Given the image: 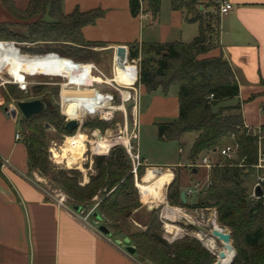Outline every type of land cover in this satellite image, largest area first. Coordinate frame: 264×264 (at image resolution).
<instances>
[{
    "label": "trees",
    "instance_id": "trees-1",
    "mask_svg": "<svg viewBox=\"0 0 264 264\" xmlns=\"http://www.w3.org/2000/svg\"><path fill=\"white\" fill-rule=\"evenodd\" d=\"M63 1L29 0L26 7L20 10L13 0H0L5 12L13 20L23 23L21 26L24 28L23 32H19L13 29L16 23H0V42H13L17 47L19 44L43 45V49L29 55L56 53L73 61L90 59L92 53L88 48L105 45L85 41L82 31L87 26H93L104 13L100 9L86 12L74 9L70 14H64ZM161 1L128 0L129 13L132 18L138 17L144 4V12L155 18L160 12ZM202 1L170 0L172 10L182 12L187 23L197 24V36L191 42L133 43L128 45V56L131 59L141 58L138 84L145 95L159 90L166 96L169 88L177 89L176 119L155 124L159 141L182 144L184 135H192L187 160L196 162L203 155L214 153L233 137L238 145L239 158H245L243 167H239L236 161L217 159L211 171V186L193 204L188 199L185 204L182 203L180 193L184 189H179L172 181L166 194L169 204L189 211L214 209L217 222L228 229L234 249L229 264H264V197L252 198V182L248 184L253 176L250 166L255 162L257 139L245 134L240 103L224 105L238 98V84L229 64L221 56L205 57L214 49L213 43L216 45L217 42L219 13L216 3L206 5L211 8L210 11H202ZM33 90L35 99L45 102L46 110L22 122L27 128L22 140L27 150L30 173L50 178L65 195L67 203L82 212L91 208V202L96 197L98 203L93 212L105 221L108 229L115 234H123V238L134 248L135 258L141 263H215V256L192 237L185 236L168 244L161 237L154 217H151L146 231L131 227L133 223L128 222L140 204L133 167L121 146L112 147L107 156L93 158L95 175L90 176L86 184L78 182L80 173L76 170H56L46 155L44 129L49 126L65 136H71L75 131L64 129L65 117L53 104L58 98L57 86L50 89L39 85ZM5 91L15 100L23 99L18 96L22 93L13 85L5 87ZM63 113L68 115V107H64ZM98 126L95 120H86L82 124L87 129ZM260 133L264 144V126L260 127ZM140 163L136 168V180L142 176L141 158ZM189 170L193 176V169Z\"/></svg>",
    "mask_w": 264,
    "mask_h": 264
},
{
    "label": "crops",
    "instance_id": "crops-1",
    "mask_svg": "<svg viewBox=\"0 0 264 264\" xmlns=\"http://www.w3.org/2000/svg\"><path fill=\"white\" fill-rule=\"evenodd\" d=\"M28 1L13 0V3L23 10ZM218 1L214 0L216 4ZM225 1L231 4L232 9L219 17L216 48L205 57L221 56L229 64L238 84L239 96L227 101V104L233 106L239 102L244 125L260 129L264 126V0ZM0 8L5 11L2 6ZM74 9L80 12L94 9L103 11V17L82 32L85 41L105 45L100 50L109 51L112 64L117 46L128 48L133 43L175 41L189 43L198 33L197 24L187 23L182 12L172 10L170 5L165 7L162 1L155 18L149 12H144V4L141 14L132 18L128 0L63 1L64 14H70ZM3 22L10 23L5 18L0 19V23ZM186 39L191 40L185 42ZM11 48L13 51L7 54L13 60L14 67L8 64L12 72L10 76H17L21 72L53 75L56 69L62 73L69 71H65L70 66L67 59L24 56L16 47ZM4 53L0 51L1 56ZM37 59L44 63L45 68L40 71L32 67ZM25 66L29 71L23 69ZM72 66H75L73 62ZM2 69H5L4 65ZM171 88L166 96L159 90L145 95L143 90L142 96L147 97L148 104L145 106L146 113L140 114V118L149 116L150 121L161 118L162 115H155L154 111L162 106L171 109V118L176 119L177 92L173 91L169 98ZM4 108L0 105V161H7V166L0 168V264H144L126 252V247L131 245L125 238H117L112 232L110 236H105L98 231L103 221L99 216L95 217L97 213L92 211L87 221L83 222L89 211H75L78 207L68 203L59 205L46 193L38 183L37 174L28 170L23 138L20 141L14 139L15 134L19 133L16 115L4 112ZM7 109L9 113L14 111L9 107ZM156 123L162 122H153L154 126ZM141 160L142 165L148 167L145 160ZM94 200L96 205L98 199L95 197ZM140 209L134 211L131 218L136 226L140 224V218L136 217Z\"/></svg>",
    "mask_w": 264,
    "mask_h": 264
},
{
    "label": "rangeland",
    "instance_id": "rangeland-1",
    "mask_svg": "<svg viewBox=\"0 0 264 264\" xmlns=\"http://www.w3.org/2000/svg\"><path fill=\"white\" fill-rule=\"evenodd\" d=\"M163 5L165 7H169L170 3L169 0H162ZM215 3L214 0H203L201 3V10L207 11L208 8L206 7L207 4L211 5ZM19 5V4H18ZM17 6V5H16ZM21 7L20 5L18 6ZM209 11V10H208ZM5 18L10 23H16L15 27L13 28L16 31L23 32L24 28L21 26L23 23L17 22L16 20H13L5 11H3L0 8V19ZM191 39H186L185 42H189ZM6 47L11 48L10 44H4ZM19 48H24L26 51L21 52L22 55L25 54H32L33 51L38 49H43V45H32V44H19ZM17 47V49H18ZM214 49L216 48V45L213 43ZM212 47V49H213ZM102 47H90L88 50L92 53V57L90 59L84 58L81 61H74L76 63H91L94 64L97 69H99L107 78L112 77V57L108 50H100ZM19 50V49H18ZM87 57V56H86ZM141 59V58H140ZM70 61V59H67ZM87 60V61H84ZM141 61V60H140ZM139 61V63H140ZM15 63V61H14ZM70 66L65 69L69 70L65 73L70 74L73 76L72 78L76 79V81H80V74L79 69L77 66H72V61H70ZM139 65V64H138ZM26 67V66H25ZM26 69L29 71V69ZM118 75L120 76L121 71L117 69ZM92 75H95L93 72H89ZM59 74V73H55ZM9 75H12L10 72H7L6 69L3 70L2 75H0V105L6 108L13 109L17 118V125L16 129L19 132L20 136L22 138H25L27 133V128L25 125H22V122L24 120L23 116L19 113L16 103L18 101H30L35 100L36 93L33 90V87L39 86V85H45L48 86L50 89L55 88L57 85L56 83L61 82L60 79L56 78H49L45 76H35V77H28L29 87H28V93L27 94H18L19 97L23 98L21 100H15L12 97L8 96V94L5 91V87L12 86L7 83L9 81L10 77ZM95 88H98L100 91L104 92H112V90L107 87L106 85H99ZM177 92V89L172 87L171 91L168 95V97H172L173 91ZM129 94L132 98L135 100L136 108L133 109L134 102L129 101L128 103H125V118H126V133L128 138L130 139V145L136 150L138 154H140L141 158L145 160V164L148 167H141L142 176L139 180H136V174L134 176V183L135 188L137 192V200L140 204V211L139 214H137V218H140V224L136 226H131L133 229L135 227H138L141 231H146V226L148 227L151 223V217L156 218L157 224L160 228L159 233L161 234V237L163 235L162 230V220H161V213L163 211V208L165 207V202L171 206L166 198L167 194V187L168 184L163 189V195L164 199L162 202L154 201L151 203H143L141 201L140 193L138 190L137 185L142 183V178L146 173L147 169H161V172L169 171L172 174V181H175V186L179 187V189H185L190 184L193 183L195 180L202 181L203 174L201 172H198V174L191 176L190 174V165L195 164L194 162H189L187 160V156L192 144V135H184L182 138V144H179L177 142H164L159 141L157 139L156 135V128L153 124V122H170L172 120L171 118V109L164 108L162 106L156 107V111H154L155 115L156 113L161 114L162 117L159 119H154L153 121H150V117L144 119L140 118V114L144 115L146 113L145 106L148 104V99L146 96H142L143 94V88H136V91L134 92L131 89H127ZM20 93V91H19ZM115 102L113 104L114 107H117L120 105L119 96L115 94ZM80 100L75 99L72 101L68 106V117H70V107L72 106H79ZM60 101L59 98L55 99L54 105H57L60 115H64L62 109L59 105ZM75 103V104H74ZM224 105H228L227 102ZM122 108H117V111H114L111 115L109 120H101L98 119L97 116H93V118H89L88 120H95V122L99 123V126L97 128L93 129H87L83 128L82 126L77 129L71 136H65L57 131L55 129L47 126L44 129V134L46 137V155L48 158V161L55 167L56 170H76L80 173V176L78 177V182L80 184H86L89 181L90 176L95 175V171L93 169V158L97 157L99 155H96L94 153V142H96V135L101 136V139L104 140H114L118 137L124 136V129H123V123H124V114L121 112ZM139 115V118H138ZM154 115V116H155ZM65 117V116H64ZM143 117V116H142ZM75 119V118H74ZM137 125V127H136ZM133 134H137L136 139L130 138ZM94 135V136H93ZM83 136V150L81 151L80 155L78 156V162L75 165L68 164L66 160L60 159L59 162L56 161L52 157L53 151L60 154L61 148L64 145V142L68 138L72 137H78ZM68 137V138H66ZM115 142V141H114ZM123 142V140H122ZM181 151L179 152V150ZM60 158V157H59ZM222 160V159H220ZM223 162V161H220ZM38 177V183L39 185L46 191V193L52 197L53 199H58L61 197L64 198V204H67L65 195L59 190L58 186L50 181V178L48 177H42L37 175ZM171 181V182H172ZM248 181V180H247ZM170 182V183H171ZM253 182V177L249 179V183ZM249 188V185H248ZM199 198V195H194L191 199H189V203L193 204L196 203ZM91 208H87L85 211L88 212L93 207H95L96 201L92 200ZM174 207V206H171ZM179 208V207H177ZM84 211V212H85ZM214 209L209 210H203L200 211V209L189 211L188 209H184V213L187 214L190 218L188 219H180L178 220L179 223L186 229L188 232H191L194 225H196V222H202L204 223L206 229L209 231L212 229L211 220H214L212 222L216 223L217 226L223 227L220 223L216 220V215L213 217ZM103 221V220H102ZM91 223H94L93 220H91ZM129 224L132 223V219L129 220ZM102 225L108 229L106 226L105 221L102 222ZM224 230L229 234V231L227 228L223 227ZM110 232H113L112 230L108 229ZM114 233V232H113ZM114 235L117 238L123 239V234L114 233ZM188 237H192L196 239L195 237L191 235H185ZM210 236V235H209ZM208 236V237H209ZM214 239V238H213ZM201 243V245L211 252L215 256V261L217 259L216 253L221 250L222 244L221 242L217 241L216 239L213 240V246L211 249H208L203 241H200L196 239ZM169 244V243H168ZM149 264V263H144Z\"/></svg>",
    "mask_w": 264,
    "mask_h": 264
},
{
    "label": "built area",
    "instance_id": "built-area-1",
    "mask_svg": "<svg viewBox=\"0 0 264 264\" xmlns=\"http://www.w3.org/2000/svg\"><path fill=\"white\" fill-rule=\"evenodd\" d=\"M232 9V6L229 2L225 0L218 1V13L219 17L226 15L230 10ZM1 44H11L12 47L17 46L13 42H0ZM18 50V49H17ZM19 52V50H18ZM22 55V54H21ZM24 56H35L40 58H62V59H69L65 57H61L56 53H44V54H35V55H28L25 54ZM115 59V58H114ZM74 63L75 66L79 69V74L81 76L80 81H76V79L72 77H68L66 73L61 74H53V75H43L39 73L35 74H26V73H19L17 76H10L9 81H7L8 84L15 86L22 94L28 93V77H35V76H45L49 78H56L60 79L61 82L56 83L58 87V98H59V105L60 108L64 109V107H68L69 104L74 101L75 99H79L81 101V106L78 108V112H80V109L82 110V116L73 119L71 117H68V115L64 114L65 116V123L69 120H75L78 124V129L82 126V124L88 120L89 118H93V116H97L98 119L101 120H109L111 115L114 111H117V108H122V113L124 114V123H123V133L124 136L118 137L119 141L122 139H125L127 143L121 144V143H114L107 151L106 154L99 155V156H107L109 150L114 146H121L127 156L129 157L131 164H132V173L133 175L136 174V168L141 165L140 163V157L139 154L136 152V150L130 145V139L127 136L126 133V118H125V103H128L129 101L134 102L133 109L136 108L135 100L131 97L127 89H131L134 92L136 91V88H140L138 84V64L140 61V56L137 58H129L128 52L125 59V70L129 72L130 76V84L129 85H121L115 81V71L117 68L115 67L114 61L112 66V77L107 78L94 64L89 63H76L73 60L70 59ZM4 69L0 70V75H2ZM93 72L95 75L90 74L89 72ZM106 85L109 87L112 92L110 91H100L98 88H95L99 85ZM115 94L119 96L120 105L117 107H114L113 104L115 102ZM137 127V125H136ZM245 134L247 136L252 135L256 137V156H255V162L250 166V169L253 171L254 181L252 183V186L250 188V195L252 194V191L256 185H259L261 188L264 186V144H262V135L260 133L259 128H250L244 125ZM94 136V135H93ZM101 138V136H100ZM130 138L136 139L137 134H133ZM14 139L16 141L21 140V136L19 133H16L14 136ZM115 140V139H114ZM181 151V150H180ZM221 157L222 159H226L229 161H236L238 162L239 167L245 166V158H239L238 154V145L234 141L233 137H230L228 142L221 146L218 150H216L212 154H206L200 157L195 164L190 165V169H196L198 172H201L203 174L202 181L195 180L192 184H190L188 187H186L183 191L185 193V199H191L194 195H201L206 192V190L211 186V171L216 165V160L214 158ZM7 166V161L1 160L0 161V168H5ZM197 172V174H198ZM262 191H264V188H262ZM182 192V191H181ZM57 202L59 205L64 204V198L60 196V198L57 199ZM165 208H168L171 210H177L178 212L172 211L171 215L165 216L163 215V211ZM94 209V208H93ZM91 209L83 218V222H86L87 219L90 217L91 212L93 211ZM197 210V209H195ZM163 211L161 213V220H162V230L163 235L162 238L169 244H172L173 242L182 239L185 237V235H191L195 237L196 239L203 241L205 246L208 249H211V245L207 242L208 239L214 240L212 237L207 235H203L202 233L195 230V226H200L206 231H208L202 222H196V225H194L191 232H188L180 223L178 220L180 219H188L190 218L187 214L184 213V209L177 208V207H171L165 202V207L163 208ZM200 211H203L200 209ZM213 217L216 215V211H212ZM214 220H211V223ZM168 226H171V229H168ZM214 228V227H213ZM210 231V230H209ZM208 231V232H209ZM209 236V237H208Z\"/></svg>",
    "mask_w": 264,
    "mask_h": 264
},
{
    "label": "bare ground",
    "instance_id": "bare-ground-1",
    "mask_svg": "<svg viewBox=\"0 0 264 264\" xmlns=\"http://www.w3.org/2000/svg\"><path fill=\"white\" fill-rule=\"evenodd\" d=\"M0 51L5 52L3 54L4 56L0 55V70H2V67L4 65L7 72L12 73L9 70L8 64L11 65V67H13V62H12L13 60L11 58H8L7 54L13 50L6 47L4 44H1L0 45ZM16 62H17V60H16ZM43 64L44 63H42L41 59H37L36 62L32 65V67H34L35 70L40 71L44 67ZM47 66H48V64H47ZM55 72L60 73V74L62 73L58 69H56ZM129 75H130L129 72L125 70V71H121L120 76H119L118 72L116 70L115 71V81L121 85H124V86L129 85L131 82ZM79 104H81V101L79 102ZM80 106L81 105L70 107L69 112H70L71 118L77 119V118L82 116V114H83L82 110L80 109V112H78V108ZM96 139L97 140H96V142H94V148H93L95 150L94 153L96 155L106 154L108 149L114 143H118V142L121 144L127 143V141L125 139H122L123 142H122V140L119 141L118 139L104 140V139H101L99 137V135H96ZM83 141H84L83 136L72 137V138L66 139L64 142V145L61 148L60 154L53 151L52 157L54 159H56L57 162H59L60 159H63V160H66L68 164L75 165L78 162V159H77L78 156L80 155L81 151L83 150V147H84ZM171 181H172V174L169 171L158 173V171L156 169H147L145 175L142 178V183L137 185L139 193H140L141 201L143 203H151L154 201L162 202L163 200H165L164 195H163V189ZM172 211L178 212L177 210H171L170 211L168 208H165L163 211V215H165V216L171 215ZM212 223H213L212 228L218 227L216 225V223H214V222H212ZM168 229H171V226H168ZM207 242L211 245V247L213 246V240L208 239ZM220 251H222V247H221V250H219L218 252H220ZM218 252L216 253V255L218 254ZM231 257H232L231 253L230 254L226 253V257L224 260L221 261V264H228Z\"/></svg>",
    "mask_w": 264,
    "mask_h": 264
},
{
    "label": "water",
    "instance_id": "water-1",
    "mask_svg": "<svg viewBox=\"0 0 264 264\" xmlns=\"http://www.w3.org/2000/svg\"><path fill=\"white\" fill-rule=\"evenodd\" d=\"M127 52H128V48L125 46L115 47L114 64H115V67L120 71H125L124 63H125ZM16 107L24 119H28L34 115H38V114H40L46 110L45 102L42 100H39V99L30 100V101H18L16 103ZM4 112H6L12 116H15V112L9 113L7 108H4ZM64 129L67 132L76 131L78 129V124L75 120H69L65 123ZM156 170L158 171V173L161 172L160 168H158ZM192 174L193 175L196 174V169L192 170ZM251 197L254 199H259V198L264 197V191H262V188L259 185H256L254 187L252 194H251ZM180 198H181L182 203L185 204L186 199H185L184 191H182L180 193ZM75 211H79V208H75ZM95 217L99 218L97 214H95ZM194 228L196 231L202 233L203 235L209 234L210 237L221 242L222 251L218 252V254L216 255L217 259H216L214 264H221V261L224 260L226 257V253L232 254V257H231L229 263L231 262V260L234 256V249H233L231 242H230V236L224 230L223 227L218 226L217 228H212L209 232L200 226H195ZM98 231L105 236H110V231L106 227H104L103 225H100L98 227ZM125 250L129 255L135 254V250L132 246L126 247Z\"/></svg>",
    "mask_w": 264,
    "mask_h": 264
}]
</instances>
